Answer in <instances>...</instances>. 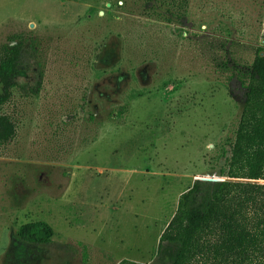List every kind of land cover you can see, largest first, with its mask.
<instances>
[{
  "label": "rangeland",
  "instance_id": "rangeland-1",
  "mask_svg": "<svg viewBox=\"0 0 264 264\" xmlns=\"http://www.w3.org/2000/svg\"><path fill=\"white\" fill-rule=\"evenodd\" d=\"M148 4L0 0V51L16 38L27 50L1 110L17 135L0 147V264L64 261L17 241L35 222L85 246L89 264H153L180 196L220 178L238 77L264 49V0H188L174 23L145 13L167 18L166 0Z\"/></svg>",
  "mask_w": 264,
  "mask_h": 264
},
{
  "label": "trees",
  "instance_id": "trees-1",
  "mask_svg": "<svg viewBox=\"0 0 264 264\" xmlns=\"http://www.w3.org/2000/svg\"><path fill=\"white\" fill-rule=\"evenodd\" d=\"M145 1L149 5L150 0ZM166 5L167 18L149 6L145 13L169 23L185 18L188 0H166ZM26 57L25 42L18 38L0 51V147L17 135L16 123L1 110L19 87L20 66ZM42 87L40 73L31 93L37 96ZM237 87L244 107L230 157L220 172L223 180H195L180 196L153 264H264V49L247 73L238 77ZM235 92L232 88L234 97ZM53 237V229L44 222L23 225L16 233L19 243L48 249L56 261L71 262L80 256L82 264H89L85 246L55 243Z\"/></svg>",
  "mask_w": 264,
  "mask_h": 264
},
{
  "label": "water",
  "instance_id": "water-1",
  "mask_svg": "<svg viewBox=\"0 0 264 264\" xmlns=\"http://www.w3.org/2000/svg\"><path fill=\"white\" fill-rule=\"evenodd\" d=\"M198 180L218 182V181H222L223 179H221V178H203V179H198Z\"/></svg>",
  "mask_w": 264,
  "mask_h": 264
}]
</instances>
